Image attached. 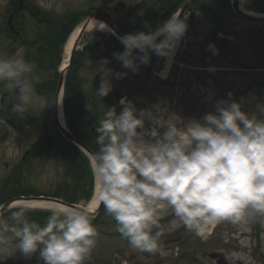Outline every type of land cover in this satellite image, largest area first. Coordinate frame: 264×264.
Wrapping results in <instances>:
<instances>
[{"label": "clouds", "instance_id": "clouds-1", "mask_svg": "<svg viewBox=\"0 0 264 264\" xmlns=\"http://www.w3.org/2000/svg\"><path fill=\"white\" fill-rule=\"evenodd\" d=\"M188 27L186 16L173 13L155 29L122 36L124 50L113 55L124 68L138 73L154 53L165 58L170 70L168 62ZM108 64L105 58L90 68L93 79L100 76L94 89L100 99L113 90V75H127L113 73ZM160 75L166 78L165 71ZM39 82L35 65L22 50L0 56V84L19 90L13 113H27ZM119 103L122 110L108 107L95 129L99 151L91 169L96 200L132 248L157 250L160 232L154 228L160 210L166 208L179 226L198 232L209 223L264 217V104L246 112L243 101L229 96L200 119L165 125L156 112L138 109L127 97ZM31 210L20 205L8 218L0 216V252L12 245L26 259L38 254L42 264H89L99 236L90 209L58 204L47 209L43 224L29 219Z\"/></svg>", "mask_w": 264, "mask_h": 264}, {"label": "flooded vegetation", "instance_id": "flooded-vegetation-1", "mask_svg": "<svg viewBox=\"0 0 264 264\" xmlns=\"http://www.w3.org/2000/svg\"><path fill=\"white\" fill-rule=\"evenodd\" d=\"M86 1L88 2L87 12L108 18L117 28H123V33L128 30L137 32L149 30V27L151 29L158 27L184 2V0ZM229 1L192 0L187 6V14H183V16H188L191 12H208L212 17H216L217 12L228 9L237 17L245 18L232 10ZM237 1L252 10L264 12V0ZM97 4L101 5L96 6ZM36 6L37 4L32 0H0V56H13L22 50L25 59L35 65V75L39 77L40 81L35 85L32 104L23 116L15 114L11 110L19 90H9L4 84H0V177L3 178H11L32 168L36 169L40 160H45L49 153L63 155L70 148L71 140L67 139L58 127L56 106L53 100L56 83L53 82V79L48 78L45 70L37 66L38 60L31 56L33 46L27 22L37 14ZM248 22L250 23L248 28L255 32H260L261 28L252 25L264 26V22L253 23L250 20ZM101 50L104 53L94 52L95 56L88 61H94L99 65V61L103 57L119 52L120 49L114 48L109 43L98 49V51ZM78 54L80 53H76L77 56ZM77 59L78 57L74 58L70 68L71 77L75 76V79L79 75V71L75 67ZM109 59L112 58L109 57L108 61ZM109 64L111 65L110 61ZM200 64L201 66H190L192 69H187L188 72L184 73H176L175 68L171 67L166 78L154 82L158 92L156 102L160 103L163 99L165 103V108L163 109L164 106L160 105L157 112L165 125L178 123L179 119L182 121L191 118L200 119L208 112H215V105L218 101L229 99V96H234L233 93L244 95L252 87L256 88L257 94L254 99L244 100L245 104H251V107L253 104H264V59L261 64L258 63L257 67L254 62L242 63V61L233 66L216 65L217 69L213 68V72L208 70L206 61H201ZM90 68L95 69L96 67L90 65ZM255 69L261 73H258L254 78L248 72H244ZM217 70L222 74H216ZM222 70L227 71L223 73ZM236 70H240V75H228ZM244 75L248 77L245 78ZM135 76L137 81H140V78L146 76V73ZM132 81L133 79H130V82ZM132 83L135 88L139 86L138 82ZM52 86L54 88L51 90ZM77 94V91H73L69 95L70 105L75 103L74 97ZM237 98H234L235 101ZM167 104L171 105L173 112L168 109ZM108 107L110 106L108 105L106 108ZM87 111L89 121L80 130H76L75 124L72 122L73 117L71 121L63 113V119L68 130L79 140L89 144L96 153L99 151V145L96 143L95 129L98 128L99 121L103 118L106 110L105 108L103 111L100 110L97 100H94V105ZM160 131L163 132V129ZM67 153H70V149ZM23 164L26 167L20 168ZM14 195H10L6 190L0 191L1 202L9 200ZM88 198L86 192L79 190L73 195V200L78 203L77 208L85 207L92 211L95 217L93 224L99 233L97 245L89 264H159L163 251L170 252L171 264H175L178 255V251L175 249L180 248V250L186 251L185 262L196 260L200 264H212V262L217 264L216 261L219 259L223 264H230L227 253L234 249L244 255V257L237 256L235 258L236 264H264V217L259 215H249L239 223L230 221L217 223L210 230L209 236H203L196 230H188L179 226L171 209H162L159 212L157 227L154 228V231L160 232L157 250L147 253L132 248L127 239L121 237L117 231L116 222L106 213L102 204L98 202L93 208L87 207ZM48 215L47 210H31L27 213L29 219L41 224L45 222ZM221 231H224V236H221ZM220 237H226L225 241ZM177 242L180 244L177 245ZM175 245L177 246L175 247ZM172 252L173 254H171ZM245 256L248 257L247 260ZM0 262H4V264H42L38 260V254L26 259L22 254L16 252L12 245L0 252Z\"/></svg>", "mask_w": 264, "mask_h": 264}, {"label": "rangeland", "instance_id": "rangeland-1", "mask_svg": "<svg viewBox=\"0 0 264 264\" xmlns=\"http://www.w3.org/2000/svg\"><path fill=\"white\" fill-rule=\"evenodd\" d=\"M37 5L49 9L53 13H62L64 11L75 10V9H82L87 4L85 3L86 0H32ZM101 4H97L96 6H100ZM208 5V4H207ZM63 14V13H62ZM187 17V21H191L189 30L185 33L184 37L179 42V45L175 51L174 57L171 59L170 68L174 67L176 73H184L188 72L190 66H201V61L204 60L205 57H208L207 68L208 70L212 71V66L214 70L217 68L216 65H224V66H233L234 64L242 63H256V67L258 63H262V59H264V26L263 25H252L253 27H260V32H255L249 29V22L243 20L237 16H235L232 12L228 9H224L222 12H217L216 17H212L211 13L208 12H191ZM27 26H29V33L31 38H34L37 31L40 28V25L31 18L27 22ZM219 26V29H217ZM221 32L224 37L219 38L218 33ZM101 31H90L83 33L80 42L86 41H95ZM229 36L231 39H228ZM219 39L221 41H219ZM227 40L222 41V40ZM214 43V46L208 50L207 45ZM218 45V47L216 46ZM217 47L218 51L215 49ZM80 49V48H79ZM217 53L216 56H212L213 52ZM249 59V60H248ZM256 59V60H253ZM111 60V61H110ZM111 65H107L109 68L113 70V73L126 72V78L116 79L113 75L112 77V84L113 90L107 97H100L95 93L94 89H98L100 84V77L99 75L95 76L93 79V73L89 74V70L82 71L83 68H88L90 64L86 60V65L81 70L82 74L80 75L82 79V86H84L89 92V98H82L81 104L83 106V117L81 119V125L84 126L87 123V107L90 106V101L95 98L97 100L98 106L100 110L103 111V108L107 111L106 108L108 105L110 107H115L117 112L122 110V105L115 99L114 97V90L119 89L124 97H127L129 100L133 101L138 109H151L154 113L158 112V106L163 105V109L165 108L164 100L161 99L160 103L156 102V95L158 92L153 86V82H158L160 76L158 74L159 69L165 68V58L158 57L154 53L151 55L150 63L147 65H140L139 72L133 73L130 69L126 70L122 63L115 58V56L110 59ZM184 62L192 63V65H185ZM212 65V66H211ZM251 67V66H250ZM188 69V70H187ZM125 70V71H124ZM216 74L220 75L222 72H218ZM225 73L227 70H222ZM248 72L253 78L261 73V71L249 70L244 71ZM146 73V76L140 78V81H137L136 74ZM51 72L47 71L46 75L48 78L51 77ZM229 76L240 75V70L233 71L232 73L228 74ZM247 78L248 76H245ZM130 79H133L132 82H138L140 87H136V91H134V83L130 82ZM233 92V90H232ZM256 88L252 87L249 91H247L244 95L243 94H234L231 99L237 98V102H241L243 100L254 99L256 95ZM173 105V104H172ZM168 109L173 112L171 105H166ZM257 109V104H248L243 101L242 110L246 112H254ZM60 156V157H59ZM24 167L25 164L23 165ZM21 168H24V167ZM33 169V170H32ZM29 171H24V174L20 177H15L14 182L9 187V190L15 192L18 186H22L27 190L33 192H43V193H51L54 192L57 187H60L63 183L69 186H74L77 182H87L90 173L92 174L90 163L88 159V166H84L81 161L72 160L65 155L61 156L54 155L53 153H49L45 160H40V163L37 165V168H32ZM90 171V172H89ZM18 176V175H17ZM93 174L91 175V178ZM4 178L0 177V184L3 182ZM93 180V178H92ZM79 189V186H76ZM7 189V187H6ZM87 202V201H86ZM18 207V206H15ZM14 207L6 209L1 213L0 216L4 218H8L10 216L11 211H15ZM32 210H36V208H32ZM226 222V221H222ZM221 223V222H219ZM213 223L206 224L204 226L202 235L209 236L210 230L212 229ZM217 224V223H216ZM224 231H221V236H224ZM226 238V237H225ZM225 238L220 237L223 241ZM212 239V238H211ZM210 246L208 245V249ZM181 249V248H180ZM178 249V255L176 257V263L180 264L181 262L185 261L187 255L185 250ZM169 251H163L161 253L162 257L159 259V264H171L172 258L169 256ZM244 257L238 251L234 249L228 251L227 258L230 261V264H236L235 258ZM247 256L245 259L247 260ZM209 260V259H208ZM212 264H214L212 262Z\"/></svg>", "mask_w": 264, "mask_h": 264}, {"label": "trees", "instance_id": "trees-1", "mask_svg": "<svg viewBox=\"0 0 264 264\" xmlns=\"http://www.w3.org/2000/svg\"><path fill=\"white\" fill-rule=\"evenodd\" d=\"M41 16L44 17V21L47 22V27L42 31L40 39L39 51L34 55L35 58L41 59L43 56L47 58V66L55 67L60 60V47L65 39L66 34L71 29V27L76 23L78 17L66 16V19H57L49 13H44ZM71 86V82L66 87L68 92ZM69 109H67L68 112ZM71 160L81 161L86 167L87 160L81 153L79 149L73 144H70ZM19 192H25L26 189H19ZM74 192V191H73ZM72 194V193H71ZM68 199H71V195H66Z\"/></svg>", "mask_w": 264, "mask_h": 264}, {"label": "bare ground", "instance_id": "bare-ground-1", "mask_svg": "<svg viewBox=\"0 0 264 264\" xmlns=\"http://www.w3.org/2000/svg\"><path fill=\"white\" fill-rule=\"evenodd\" d=\"M242 8L244 10H247L246 8H244L242 6ZM83 12V11H81ZM82 25V22L78 23L74 29L70 32L69 36L67 37L65 43H64V48H63V60H62V65L64 64H67V61H68V58H69V54H70V48H71V45L73 44L74 42V39L77 35V32L79 31L80 27ZM88 31H108V28L107 26L99 19H90L86 25V28L84 30V32H88ZM81 54H84L85 51L82 49L80 51ZM171 60L168 62L170 64ZM166 65V63H165ZM163 71H165L166 73V68L163 69ZM78 79V78H76ZM53 82H55L53 80ZM59 114H61V108L59 107ZM61 117V116H60ZM61 121L62 118H61ZM20 187L19 189H26L22 186H18ZM94 190H95V182H94V186H93V193L90 197V199L87 201V207L89 208H93L95 207L97 204H98V201L96 200L95 198V195H94ZM63 205L61 203H58V202H55V201H51V200H43V199H38V198H19V199H16L14 201L11 202V206H20V205H28V206H31V208H42V209H48L52 206H55V205ZM66 206V205H64ZM201 229L203 230L204 228L201 227Z\"/></svg>", "mask_w": 264, "mask_h": 264}, {"label": "water", "instance_id": "water-1", "mask_svg": "<svg viewBox=\"0 0 264 264\" xmlns=\"http://www.w3.org/2000/svg\"><path fill=\"white\" fill-rule=\"evenodd\" d=\"M190 2V0H187L185 3H184V5H183V7H182V9H181V11L188 5V3ZM233 6H234V8L239 12V13H242L243 15H245V16H247V17H252V18H254V19H264V17H256V16H251V15H249V14H246V13H244V12H242L241 10H239V8H238V3H237V1L236 0H233ZM89 18H90V16H87L85 19H84V21H83V23H82V25H81V27H80V32H81V30L84 28V26L86 25V23L88 22V20H89ZM108 25H110L108 22H106ZM111 26V25H110ZM115 30V29H114ZM116 31V30H115ZM80 35V33H78L77 34V37H76V39H75V41H74V44H73V46H72V48H71V50H70V54H69V58H68V63L67 64H69V62H70V59H71V56H72V53H73V49H74V47H75V45H76V43H77V39H78V36ZM65 68L66 67H64L61 71H60V74H59V81H58V88H59V86H60V84H61V82H62V79H63V74H64V71H65ZM115 95H116V97L117 98H121V95H120V93L119 92H116L115 93ZM146 127H151L150 125H148V124H146ZM62 130L64 131V133L67 135V136H69V137H71L70 136V134L64 129V128H62ZM79 145H81L92 157H93V154H92V152L90 151V149L89 148H87L84 144H82L79 140H75ZM32 197H36V198H43V199H50V200H55V201H58V202H61V203H63V204H65V205H68V206H71V207H76V205L75 204H73V203H68V202H66V201H63L62 199H60V198H57V197H51V196H32V195H30V196H26V198H32ZM187 264H197L196 262H193V261H190V262H188ZM218 264H223V263H221L220 261H219V259H218Z\"/></svg>", "mask_w": 264, "mask_h": 264}]
</instances>
